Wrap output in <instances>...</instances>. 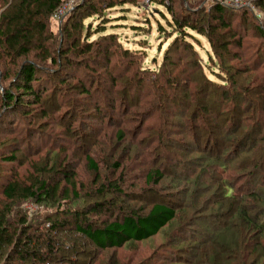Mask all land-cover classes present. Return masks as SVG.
<instances>
[{"label": "trees", "instance_id": "16d2710c", "mask_svg": "<svg viewBox=\"0 0 264 264\" xmlns=\"http://www.w3.org/2000/svg\"><path fill=\"white\" fill-rule=\"evenodd\" d=\"M105 1L82 0L79 5L70 8L72 10L66 11L64 20L66 16L68 17L63 23L65 25L62 27V32L64 42L67 41V49L65 51L60 49L56 54L53 51L52 42L57 37V33L52 30L50 24H52L54 14L61 6L68 3V0H0V53L4 56L3 58L10 60L4 64L6 70L3 74V80L10 79L2 96V102L6 109L15 111L20 106L22 97L27 94L33 95V102L41 106L50 101L52 98L45 97L42 90L37 91L33 82L39 79L38 74L43 71L50 76L51 92L56 93L58 86L55 79L59 72L66 68L64 65H67L68 55H83L84 62L89 61L88 63H90L94 59L96 63L98 56L103 54L101 57L105 58L107 69L110 67L112 62L110 57L113 55L110 54V47L112 43L118 46L121 44L115 33L101 35L96 41L86 40L83 47L80 45L83 37V39L88 38L84 34L85 19L98 14V3ZM255 1V5L264 12V0ZM120 3L122 5L132 2L131 0H120ZM105 4L107 8H110L117 3L112 0L106 1ZM168 9L176 26L189 27L208 38L219 61L218 64L225 74L222 75L223 79L220 81L222 83L209 78L204 70L202 59L193 45L186 43L184 48L188 49L190 54L189 56H180V54L178 55L179 47L174 43L165 53L158 76H150L146 79V81L148 80L146 87L170 90L165 94V102H169V105L172 104L171 107L176 109L177 106H185L182 112H176L171 116L164 115L166 123L161 121L162 127L159 129L145 127L150 136L144 139V141L151 139L158 141L153 149L146 151L149 157L153 154L157 158L163 156L161 149L166 150L168 144L175 145L176 148L184 147L183 163L191 168L184 181V186L180 185L181 181L174 180L172 187L177 188L175 191H171V186L158 189L167 172L164 166L156 165L146 172L144 184L137 188L138 192L134 190L136 185H131L133 190L130 192L122 189L121 185L124 183L125 174L129 169L123 165L122 161V158H125V150L123 149L120 154L119 158L121 155L123 156L121 159H113L126 134L122 129L117 132L119 140L116 144H110L108 152L101 150L103 153L100 155V158L105 161L106 174L110 172L113 175L121 170L116 181L108 180L106 182L107 175H103V169L100 168L95 155L85 150L84 147L81 152V146L70 155H65L62 162L55 160L53 163L47 164L46 175L41 171L38 172L39 175L29 174L26 175L27 178L24 176L20 178L16 171H12L13 175L6 179L0 190V196L4 198V201L0 200V264H94L98 260L100 251L109 249L114 250L99 259V264H132L131 260L128 261L125 259L126 257H121L116 249L131 243L153 239L168 226L170 229H177L176 235H172V233L166 235L164 243L159 245L156 250L154 249L149 257L136 264H156V262L159 264H199L194 259L209 253L208 250L213 246L212 244L216 251L211 258L206 257L208 264H215V256H221V259H218V264H228L223 257L228 247L224 244L219 245L213 240V235L216 238V235L219 234H224L227 237V234L236 228L232 219L230 222L226 219V215L240 220L244 224L245 230L258 232L257 235L264 234V179L261 180L262 178L258 174V171L264 172V149L260 146V144H264V74L256 73L255 88L250 87L253 79L248 86L240 88L238 81L241 80L239 73L242 71L228 65V60L242 59L245 70L253 69L255 71L261 67L262 62L257 60L249 64L245 57L251 46H244V36L238 34L229 21L230 18L226 19L225 17L227 10L243 11L252 17L253 12L230 8L219 2L213 3L210 7H193V9L181 4L177 8L179 13L175 11L172 4L168 6ZM246 13L242 15L244 25L248 20ZM192 14H195L196 17L192 18ZM256 29L257 36L264 40V26L259 25ZM234 44L243 49V52L233 53L230 48ZM263 46L264 42H262L261 48ZM124 51L131 53L129 49H124ZM253 55L259 60L263 56L261 49H255ZM48 62L59 69H50L42 65V63ZM88 63L85 62L84 65L90 66ZM68 65H72V63L68 62ZM130 68L128 67V69ZM177 69L182 71H177ZM133 73L136 76L133 78L136 80L138 88H143L137 71ZM127 78L130 76H123L122 79L124 81ZM79 86L74 85V88ZM47 88L49 87L40 89L47 90ZM14 89L21 91L22 95L15 93ZM251 90L257 93L256 103L252 101L253 103L249 106H244L243 93H249ZM114 103L115 98H112L110 103L112 111H107L106 116L102 109H98L97 115L94 114V117L100 121L99 124L103 123L106 117L109 122L111 121V114L115 109ZM167 110L168 105L163 112H167ZM206 115L212 121L213 127L210 128L209 133L211 137H214L212 140L215 148L204 147L203 151L199 144L202 127L196 124V119L201 120ZM185 116H190L192 121L189 122L184 118ZM188 126L191 127V131L188 130ZM225 129L231 130L230 133L225 134ZM102 130L103 128L98 127L94 133H91L90 139H88V135H85L87 138L83 142L87 140L88 144L97 147L105 145L106 133L101 136ZM27 131L15 132V130H11V136L0 139L1 162L18 160L16 154L22 151V145L27 142ZM64 131L66 137H71L77 131L80 132L79 129L71 128V125H68ZM178 135L179 139H172V136ZM193 150H195L194 153H192ZM239 152H247L246 156L251 154V158L244 157L241 160L238 168L243 172L247 171L246 174L244 173L247 179L251 177L255 180L253 186L251 183H247L245 188L239 187L242 193L235 191L230 176H224L219 171L220 168L224 170L229 168L231 165L229 158ZM256 152H260V154L255 157ZM138 155L139 150H136L134 157ZM171 156L168 153V156L161 158L167 159ZM82 161H84V167L94 172L95 175L92 179L94 184L96 185L95 182L100 181L98 186L94 187V192L81 193L82 183L77 181L76 170L82 165ZM197 167L202 170L201 173H211L210 181L200 184H204L202 191L204 190L206 193L212 188L215 190L217 200L215 199L214 205L216 204V206H213V202L207 199L202 206L209 207L211 205L212 211L210 212H205L206 208L200 209V203L195 208L196 210L191 209L185 214L181 211L178 212L177 204L166 199L181 198V196L185 198L193 186L200 185L198 184L199 177L195 180L191 178ZM56 179L57 181H55ZM53 181L55 182L52 183ZM28 182L30 183L27 184ZM166 190L169 192H165ZM196 194L201 195V192ZM86 197H90L88 200L90 202L87 201L86 205L79 208L76 205L77 198L85 201ZM142 197H145V200ZM60 199L61 201L58 202ZM139 200L142 204L138 207L134 203L132 204L133 201L139 202ZM62 201L65 203L64 206L61 204ZM29 202L33 203L32 206H28ZM56 205L58 207L52 213L40 216L46 209ZM212 219L216 221L213 223L214 226L210 223ZM200 221L206 222L207 229L202 228L203 231L197 232L195 227L197 232L195 234L191 228L197 226ZM209 229H213L211 230L213 232ZM195 235L201 239H197ZM233 238L236 240L235 237ZM254 238H249V240H254ZM226 244L231 246L230 249L235 246L234 242L229 243V239ZM257 246H260V242L255 247ZM167 248L174 250L171 254L167 250L169 253L163 255L164 253L161 252ZM171 256H175V258H171ZM262 258V264H264V256ZM160 260L162 261L160 262Z\"/></svg>", "mask_w": 264, "mask_h": 264}, {"label": "rangeland", "instance_id": "374dc122", "mask_svg": "<svg viewBox=\"0 0 264 264\" xmlns=\"http://www.w3.org/2000/svg\"><path fill=\"white\" fill-rule=\"evenodd\" d=\"M68 1V3L60 7L62 10L60 14L57 13L60 9L57 10V14H54L52 24H50L52 30L57 33V37L52 42L53 51L56 54L59 53L60 49H63L64 51L67 49V41L64 42V36L62 32V27L65 25L63 23L66 22L68 17L66 16L64 20V14L66 13L65 9L69 10L73 6L75 7L82 2V0ZM95 1L99 2V0ZM106 1L108 2L112 0ZM113 1H115L117 4L110 8L106 7L105 2L98 3L99 13L85 19L84 22L86 28L84 34H86L88 38L83 39V37L80 42L81 47H83L87 41H96L101 37V35L115 33L118 37V41H120L121 44L118 46L115 43H112V46L110 47V54H113L110 57L112 61L110 67L107 69V62H105L104 57H101L103 54L98 56L96 63L94 62V59L91 60L90 63H88L89 61H85L90 66L84 65L85 62L83 61V55H68L67 65H64V68H66L59 72L58 77L55 79V83L58 86L56 93L51 92L52 83L49 82L50 76H48L43 71L38 74L39 79L33 82V85L37 91L42 90V94L45 97L47 96L52 98L50 101L46 102L44 106L34 103V96L27 94L26 96L22 97L23 100H21L20 106H18L15 111L6 109L2 102V96L5 88L10 82V79L3 80V74H5L4 71L6 70L4 64L10 60L3 58L4 56L2 53H0V139L11 136V130H15V132L28 130L26 134L28 137L27 142L22 145V151L17 152L16 154L18 160L14 162H1L0 160V190L6 179L13 175L12 171H16L20 178L23 176L27 178L26 175L29 174L34 176L39 175L38 172L41 171H43V173L46 175L45 169L47 168V164L49 165L55 160H57L56 162H62L65 158V155H70L73 151L80 149V146L81 152L85 148V150H88L90 153H92V155H95L94 157L98 160L100 168L103 169V175H107V179H105L106 182H108V180L116 181L121 170H119L116 174L113 173V175H111L110 172L106 174L107 169L106 165L104 164L105 161H103V158H100V155L103 153L101 150L108 152L110 144H116V142L119 140V138H117V132L120 129L124 130L126 134L123 140H121V146L117 149L113 159H121L123 156L121 155V158H119L120 154L123 152V149L125 150V158H122V161L123 165L129 169L125 174V181L121 185L122 189L130 192L133 190L131 185H136L134 190L138 192L139 189L137 190V188H140L144 184L146 172L156 167V165L164 166V169L166 168L165 171L167 172L166 176H164L162 179L160 186H158V189L171 186V191H175L177 188L175 187L174 189L172 187L174 185L172 184L174 180L176 182L181 181L182 183L180 185L184 186V181L188 175V172L191 171V168L187 167L186 163H183V154H185L184 147L181 146L180 148H176L175 145L168 144L166 145V150L161 149L162 154H164L161 157L168 156V153L172 156L167 159L158 157V159L157 157L153 156L154 154L149 157V154L146 152L153 149L158 141L151 139L150 141L147 140V142L144 141V139H147V137L150 136L148 129H145V127H149V129H159L162 127V122L166 123L164 122V115L169 114L171 116L176 114V112H182L185 109V106H175L176 109L173 106L171 107L172 104L169 105V102H165V94H167V92L170 90L168 88L163 90L160 87H158V89L146 87L148 83V80L146 81V79L150 76H158L165 53L171 44L176 43V45L179 47L178 55L180 54V56H189L190 53L188 49L184 48V46L186 43H190L193 45L199 57L202 59L204 70L208 77L218 83H222L220 81L223 79L222 75L225 74L222 72V67L218 64L219 61L210 46L208 38L199 34L197 31L190 29L189 27L183 28L176 26L173 22V16L168 9V6H171L172 4L175 11L179 13L177 8L180 7L181 4L187 8L193 9V7H210L213 3L219 1L131 0L132 3H124L122 5L120 0ZM244 1L248 3V6L242 7L241 9L248 11L251 10V12H253V17L243 11L230 10L225 11V17L226 19L230 18L229 21L232 23L237 33L244 36V46H251L250 51L246 53L245 57L248 59L249 64H252L257 60L260 63L262 62V64L261 67L256 71L253 69L245 70L242 59L236 58L233 60H228V65L231 67H237L240 71H242L239 73L241 80L238 81V86L240 88L248 86L251 79H253V82H251L250 87H254L256 85L254 81L255 76H257V74H264V46L261 48L262 42H264V40L257 36L258 32L256 29L262 24L255 16V13H260L262 14V18H264V12H262L255 5V0ZM249 3L253 5V9ZM63 11H65L64 14ZM243 13H246L245 15L248 19L245 25L242 23ZM193 17H196V15L192 14V18ZM262 26H264V24ZM107 44L109 45V43ZM253 48L261 49L263 56L260 60L253 55L255 50ZM124 49H129L131 53L125 52ZM230 49H232L233 53L243 52V49L238 48L235 46V44L232 45ZM115 51L117 52L116 54ZM225 59L227 60L226 56ZM68 62H71L72 65H68ZM42 65H45L46 68L50 69H59L57 66H52L53 64L51 65L50 62L46 64L42 63ZM128 67L131 68L128 69ZM144 70L146 71L144 72ZM135 71H137V75L143 83V88H138L139 86H137V82L133 78L136 77L133 73ZM177 71L182 70L177 69ZM126 75H129L131 79L127 78L123 81L122 78ZM181 75L184 76V74ZM113 78H116V80H113ZM74 85L80 86L78 88H74ZM46 86L49 87L47 90L40 89L44 87L46 88ZM14 92L22 95V92L16 91V89H14ZM176 95L178 94L176 93ZM243 97H245L244 102L242 101L243 99L241 101L244 103V106H249L254 101L256 103L255 99L257 97V93L254 90H251L249 93L244 92ZM112 98H115V109L111 114V121L109 122L108 117H106L104 122L99 124L100 121L94 117V114L97 113L98 109H102L105 116L107 111L111 112L112 109L110 108V103ZM167 105V112H163L165 111ZM184 118H186L189 122L192 121L190 116H185ZM201 120L196 119V124L202 127L199 142L200 146L202 147L201 150L204 151V147L209 148L210 146L215 148V144H213L212 140L214 137H211L209 133L210 128L213 127L212 121L207 118V115L203 116ZM68 125H71V128L79 129L80 132L77 131L75 134L71 135V137H66L64 129ZM98 127L103 128L101 136L106 133L105 137L107 140L105 145L97 147L88 144L87 140L83 142V140L87 138L85 135H88V139H90L91 133H94ZM189 129L190 131L192 130L191 127L188 126V130ZM225 131V134H228L231 130L225 129ZM177 137L180 136H172V139H179ZM112 141L114 142L113 144L111 143ZM180 141H182V138H180ZM189 141H191L190 138ZM258 142L262 143L263 141ZM260 146L264 149V144H260ZM136 150H139V155L134 157ZM176 152L178 154H175ZM194 152L195 150H193L192 153ZM246 154L247 152H239L237 155H232L229 158V162H231L229 168L226 170L222 168L219 169L220 173L224 176H230V178L233 180V187L235 191L239 193H242L239 187L241 189L245 188L247 183H251L253 186V183L255 182L254 178L252 179L250 177L247 179V176L244 175V173L246 174L247 171L243 172L238 168V165H240L241 160L244 157L251 158V154L247 156ZM259 154L260 152H256L255 157ZM81 163L82 165L76 170L77 181L82 183L80 188V190L82 189L81 193L86 194V192H94V187L98 186L100 181L95 182V185L92 181L95 175L94 172L84 167V161ZM201 171L202 170L197 167L195 174L191 178L195 180L199 177L198 184L202 182L208 183L211 178V173H201ZM258 174L262 178L261 180H263L264 172L258 171ZM55 181H57V179ZM29 183L30 182L27 184ZM203 187L204 184L193 186L185 198H182L183 196H181V198L174 197L170 199L168 198L166 200L176 203L178 212L181 211L184 214L185 212L188 213L191 209L196 210L195 208L198 207L199 203L201 207L200 209L206 208L205 212H210L212 211V209H210L212 206L209 205V207H205L202 206V204L208 199L209 201L213 202V206H216V204L214 205L215 199L217 200L216 192L212 188L206 193V191H202ZM165 192L168 193L169 190H166ZM198 192H201V195H197L196 193ZM142 198L145 200V197ZM86 199L87 200L84 201V199L77 198L76 205H78L79 208H82L84 204L90 199V197H86ZM0 200L4 201L3 196H0ZM60 201L61 199L58 202ZM89 202L90 201H88V203ZM133 203L136 205V207L142 204L140 200L139 202L133 201L132 204ZM28 204L33 203L29 202ZM61 204L64 206V201H62ZM57 207L58 205L53 208L49 207V209H46L44 212H42L43 214L40 216L52 213L57 209ZM182 207H185L186 209H183ZM193 214L194 211L192 215ZM91 216H93V214H91ZM226 219L229 222L230 219H232L231 221L234 222L236 228H234L233 231H230L227 234V237H225L224 234L216 235L217 238L213 235V240H215V242H217L219 245L224 244L228 247L226 248L223 256L226 263L262 264V256H264V234L257 235L258 232L251 231L250 233L248 230H245L244 224H242L240 220L233 219L231 216L226 215ZM199 223L197 226L191 228L193 229L192 231H195V234H197L198 231H203L202 228L207 229L205 226L206 222L202 223L200 221ZM210 223L212 226H214L213 223H216V221L212 219ZM211 230L213 229H209V231ZM176 231V228L170 229L168 226L165 230H163V232L159 233L153 239H149L148 241L144 242L131 243L116 250L121 257H126L125 259H128V261L131 260L132 264H136L139 261L149 257L154 249L156 250L159 245L164 243L166 241V235H169L170 233H172V235H176ZM212 234L210 235L212 236ZM195 236L197 239H199L197 235ZM233 237H235L236 240ZM248 237L255 238L254 240H249ZM227 238L229 239V243H235V246H233L232 249H230L231 246L226 244V242H228ZM259 242L260 246L255 247L257 243L259 244ZM237 244L238 246H236ZM212 245L214 246V244ZM213 246L210 248V250H208L209 253L197 256L196 258L194 257V260L199 262V264H208L206 257L211 258V256L216 251L215 247ZM243 247L245 248L242 249ZM171 248L173 247L171 246ZM113 250L114 249L100 251L98 260H96L94 264H99V259L107 256ZM167 250L168 248L161 253H164L163 255H165V253L170 252L171 254L174 249L168 250L169 252ZM172 257L175 258V256H171V258ZM219 258L221 259V256H215V264H218ZM161 261L162 260H160V262ZM219 261L221 262V260ZM157 263L158 262H156V264Z\"/></svg>", "mask_w": 264, "mask_h": 264}, {"label": "built area", "instance_id": "2783aa9c", "mask_svg": "<svg viewBox=\"0 0 264 264\" xmlns=\"http://www.w3.org/2000/svg\"><path fill=\"white\" fill-rule=\"evenodd\" d=\"M218 1L220 3H222L223 5H225L227 7H230V8H238V9H241L242 7L248 6V3L246 1H244V0H218ZM242 3H244V4H242ZM250 5L252 6V9H253V5L252 4H250ZM67 10L68 9H65V11H67ZM65 11H63V14H64ZM61 12H62V10L60 9L57 13L60 14ZM57 13H55V14H57ZM255 16L257 17V19H259V21L263 25L264 24V18H262V14L255 13ZM28 206H32V205L29 204Z\"/></svg>", "mask_w": 264, "mask_h": 264}]
</instances>
